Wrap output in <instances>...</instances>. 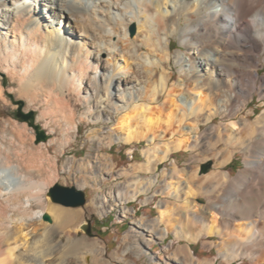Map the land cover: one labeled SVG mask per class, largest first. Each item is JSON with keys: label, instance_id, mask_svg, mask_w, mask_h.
<instances>
[{"label": "bare ground", "instance_id": "6f19581e", "mask_svg": "<svg viewBox=\"0 0 264 264\" xmlns=\"http://www.w3.org/2000/svg\"><path fill=\"white\" fill-rule=\"evenodd\" d=\"M176 37L181 48L174 51ZM263 70L264 0H0V72L17 83L29 108L42 109L37 118L48 140L39 143L38 153L49 161L40 168L14 162L0 142V264H55L57 254L59 264H68L69 255L81 259L86 253L92 264H133L126 257L132 248L127 241L122 255L110 261L107 249L96 243L55 244L54 235L75 228L81 214L46 203L48 190L73 171L95 164L100 178H114L112 162L104 160L72 156L59 166L80 124L108 123L112 114L118 117L115 134L97 143L112 148L147 142L149 171L182 151L192 152L196 164L217 162L203 178L200 165L182 170L174 161L162 175L171 181L151 197L163 181L158 175L137 181L135 190L121 184L101 190L92 202L101 216L113 206L127 214L123 205L141 196H148L146 202L168 197L176 203L162 201L157 220L132 223L145 232L141 242L170 234L188 243L216 238L209 247L217 249L221 264L243 259L264 264V183L256 181L264 171ZM256 99L260 106L251 107ZM58 116L65 122L61 141L50 138L61 126ZM240 151L245 167L233 177L225 168ZM98 178H81L76 188L98 187ZM172 261L215 262L197 261L188 246Z\"/></svg>", "mask_w": 264, "mask_h": 264}, {"label": "rangeland", "instance_id": "374dc122", "mask_svg": "<svg viewBox=\"0 0 264 264\" xmlns=\"http://www.w3.org/2000/svg\"><path fill=\"white\" fill-rule=\"evenodd\" d=\"M172 41L174 51H177L181 48L180 40L178 37L173 38ZM173 68L176 80H179L180 75L178 73V70L175 67ZM261 76H264V70L261 72ZM5 79L7 81L6 87H4ZM17 86V83L12 80L10 76L2 75L0 72V88H2L0 91V142L2 141L3 145L7 149L6 151H8V156H10L14 162L18 161L19 163H22V165L35 167L38 166V168H40L42 163H45V166L49 163V161L47 160L42 161L39 159L38 150H40V148H42L43 146L42 144L36 145L35 131L29 126V124L17 118L20 106H17V103L13 102V100L10 98V95L14 96L15 101L24 102V107L22 108V111L24 113L31 111L35 112L37 124L40 126L44 124L42 119H38L42 109L35 110L34 108H29L28 101L20 97L15 90ZM10 90H13V92H10L9 94L8 92ZM260 104L261 102L256 99L251 104V107H258L260 106ZM83 109L84 107L80 106L78 109L79 113H83ZM260 110L262 111L263 107H260ZM49 117L51 119V116ZM58 117L55 118H60L59 122L61 126L57 128L54 134H51L50 138L55 137L60 139L61 141L63 140V135H65L66 132L64 130L65 122L64 118L62 119L61 117ZM117 118L118 117L116 115L112 114V120L108 123L102 122L100 124H80L79 136L77 141L66 150V155L60 160V167L68 157L72 156H75L77 161L89 159L92 162H95L98 159L102 161L104 160L102 162L103 164L112 162L113 165L111 167V170L114 172L115 176L114 178L111 176L100 178L98 174V168L97 166H94L95 164L91 167H87L84 172H78L76 170L71 174H65L61 176L60 180L52 187H54L56 184H60L65 187H76V181L81 178H88L93 181L94 177H99L98 187L92 185L89 188L83 190L85 192L87 201L85 206L80 208H70L64 207L59 204H54L49 197V192L52 187L48 190V192L46 193V203H51L52 205H56L70 211L79 212L81 214L80 221L75 226V228H66L65 230L60 232V234L58 233L54 235L53 239L54 242H56L55 244L63 247V245L68 242V240L74 242L84 241L89 244L96 243V245H100L107 249L105 258L110 261L112 260V257L115 253H118L120 256L122 255L123 251L126 249L124 241H127L132 248L130 251H128L126 257L127 260H129L133 264H175L172 261L173 256H179L181 248H187L188 246V248H190L194 253L195 259L197 261L204 262L209 260L215 261L214 264H221V258L218 254L217 249L215 247H209V244L217 240L216 238H212L210 240L204 238L198 243H188L183 240L178 241L173 234H170L165 240H160L159 238H157L156 240H154V242H151L149 244L141 242L144 238L145 232H142L143 235H141L140 232L142 230L137 228L132 223L134 221H142L144 223H148V220H157V218H159L160 216L159 206H161L162 201H164V204H167L168 202L169 207H173L174 203H176L171 198H163L162 196H157L154 197L152 201L146 202L148 196H141L137 201H131L123 205V207H125L127 210V214L119 212L120 209L116 208V206H113L112 208H114V210L110 211L106 216H101L99 214L96 206L92 202L96 197H98L101 190H108L120 184L125 185V188H128L129 191L135 190L138 187L137 181H146L152 176L158 175L160 177V180L163 181L161 182L162 184H159L152 190L153 192L151 193V195H149L151 197L155 195L158 190L165 189L166 185H168V183L171 181L169 176H166L164 179L162 175L164 171L171 172V170L173 169L174 161L178 163L180 169L182 170H189L195 165H200L201 176L203 178H205L207 175L209 176L210 173H212L217 162L216 160H209L207 162H200L196 164V162H192L191 160L193 155L192 152L182 151L175 154L167 163L160 164L149 171V167L144 155L145 151L148 149L147 142L134 145L115 144L112 148H108L106 144L97 143L104 136L107 137L110 134H115L114 129L117 123ZM220 121L221 119L217 118L216 122L220 123ZM45 131H48V129H45ZM93 133L94 135H92ZM3 136L6 139L3 138L4 140H1ZM55 151L56 147L50 149L52 156L55 155ZM2 155L7 156L6 154ZM244 159V153L241 151L238 152L237 157L228 167L225 168V171L230 173L233 177H237L245 167ZM106 167H104L105 170L108 169ZM122 170L131 172V178L127 176L119 177L117 173ZM262 172V174L261 172L258 174V177L256 179L258 185L264 183V171ZM260 175H262V179L259 183L258 181L260 180ZM137 176L139 178H136ZM38 179L39 178L35 177V180ZM126 189H124L123 192H125ZM197 200L202 204L206 202V199L204 197L197 198ZM164 207H166V205H164ZM38 208L40 209L38 205L34 206V209L39 210ZM43 221L46 222L45 220ZM165 227L166 225L161 224L160 229H164ZM137 242H140L139 245L136 244ZM56 256L57 261L55 262V264H59L60 254H57ZM67 263L92 264V256L86 253L82 255L81 259H78L75 256L69 255L67 258ZM235 264H252V262L249 259H243L236 262Z\"/></svg>", "mask_w": 264, "mask_h": 264}, {"label": "water", "instance_id": "95a60500", "mask_svg": "<svg viewBox=\"0 0 264 264\" xmlns=\"http://www.w3.org/2000/svg\"><path fill=\"white\" fill-rule=\"evenodd\" d=\"M131 35L135 34V27H132L130 30ZM7 86V81L5 79L4 87ZM10 98L14 101V96L10 95ZM15 102V101H14ZM20 105L18 117L29 123V126L34 128L36 131V144L41 142H46L48 140V136L45 131H43L36 123V114L34 111L29 113H24L22 108L24 107V102L19 101L15 102ZM49 197L54 203L61 204L65 207H72V208H80L84 207L86 204V195L83 190H79L76 187H65L60 184H56L49 192ZM44 219L49 221V216L45 215Z\"/></svg>", "mask_w": 264, "mask_h": 264}]
</instances>
